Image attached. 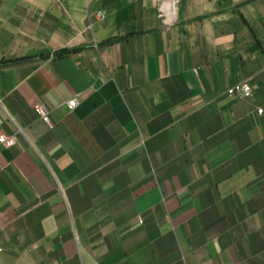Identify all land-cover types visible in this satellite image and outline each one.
<instances>
[{
    "label": "crops",
    "instance_id": "obj_1",
    "mask_svg": "<svg viewBox=\"0 0 264 264\" xmlns=\"http://www.w3.org/2000/svg\"><path fill=\"white\" fill-rule=\"evenodd\" d=\"M258 108L264 0H0V264H264Z\"/></svg>",
    "mask_w": 264,
    "mask_h": 264
},
{
    "label": "built area",
    "instance_id": "obj_2",
    "mask_svg": "<svg viewBox=\"0 0 264 264\" xmlns=\"http://www.w3.org/2000/svg\"><path fill=\"white\" fill-rule=\"evenodd\" d=\"M228 93L230 95H235L237 97L240 98H249L252 95V89L251 86L246 83V82H241L238 83L232 87H230L228 89ZM67 105L70 108H73L76 105V97H73L71 99L68 100ZM37 109L42 117V119L44 120H48V116H47V110L42 106V105H37ZM262 108H258L257 112L259 114L262 113ZM15 136L11 135V136H4L2 133H0V143L3 144L4 146H11L15 143Z\"/></svg>",
    "mask_w": 264,
    "mask_h": 264
},
{
    "label": "trees",
    "instance_id": "obj_3",
    "mask_svg": "<svg viewBox=\"0 0 264 264\" xmlns=\"http://www.w3.org/2000/svg\"><path fill=\"white\" fill-rule=\"evenodd\" d=\"M23 59H25V58H19V59L11 60V62H17V61H21Z\"/></svg>",
    "mask_w": 264,
    "mask_h": 264
}]
</instances>
